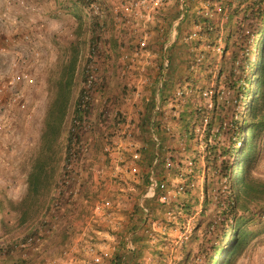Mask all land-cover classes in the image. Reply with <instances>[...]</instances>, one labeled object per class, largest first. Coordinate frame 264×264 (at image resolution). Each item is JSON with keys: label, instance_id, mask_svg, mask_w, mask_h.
Segmentation results:
<instances>
[{"label": "rangeland", "instance_id": "374dc122", "mask_svg": "<svg viewBox=\"0 0 264 264\" xmlns=\"http://www.w3.org/2000/svg\"><path fill=\"white\" fill-rule=\"evenodd\" d=\"M117 1L119 0H97L91 9L84 12V21L81 22L70 7L71 0H0V74L9 69L14 56L13 50L16 48L15 44L8 43L6 40L8 36L16 33L21 38L23 33L29 31L38 44L37 49L42 53L39 61L32 65V70L37 75V83L25 87L29 95L30 113L19 114L11 121H0V149H3L0 154V165L11 170L14 169L12 167H16L14 169L16 175L20 173L27 179L33 169L41 147L47 111L55 95L54 80L62 63L68 58L71 43L80 40L82 45L70 111L54 159L58 184L52 188L49 197L59 199H52L49 202L47 215L37 218L30 230L23 231L15 226L14 230L10 229L11 232L7 231L9 234L24 237L28 233L39 235L40 226L49 228L57 221L61 225L65 223L69 225L70 238L67 245L61 248L45 242L44 245L35 246L36 250L31 254L34 256L35 253V256L39 257L40 264L45 263L46 258H63L67 255L74 258L72 264H91L88 248L84 246L89 242L97 246L99 253L106 248L109 249V256L105 257L104 254L106 260L104 258L99 264H105L104 262L112 258L115 264L127 263L131 251L127 248L126 238L134 227H137V234L133 240L139 246L137 249L139 259L135 261L136 264H185V253L188 250L195 253L204 240L211 211L202 214L201 207L194 206L193 213L189 215L181 208V204L196 194L201 196L204 178L210 175V171L204 168L207 164L205 136L212 117L210 111L213 108L212 96L221 89L227 93V89L219 85L218 81L225 78L230 68V57L237 41L236 33H241L242 30L252 32L258 19L247 13L244 5L238 4L237 0H171L169 7L163 10L164 15H160L162 21L166 22L168 36L159 31L161 30L159 26L163 22L158 20L159 12L152 10L156 17L144 26V30L153 32V37L146 38L147 44L141 47L136 45L134 36L124 35L125 29L122 27L121 30L119 27L118 31L124 36L122 35L120 41L118 39L114 41L111 35L116 27L114 15L119 16L121 13L120 8L115 7L113 3ZM248 1L246 0L245 4ZM205 17L211 20L209 27L203 21ZM173 20H179L177 23L179 39L173 45L171 55H166L170 65L164 72L163 55L159 48L165 41H169L167 30L170 29ZM144 32L141 33L144 35ZM141 33L138 31L136 35L140 36ZM121 46L127 48V52L136 47L143 48L145 53L137 57L130 55L123 59ZM110 47L117 49L115 55L107 53ZM148 50L151 51L150 54L146 53ZM172 61L175 66L174 80L167 86V96L174 100L177 97V90H182L184 97H177L181 111L179 122H173L176 118L173 116L171 132L168 135L162 133L165 143L163 153L167 155L170 148L173 154L172 165L164 167L160 174V178L167 183V188L159 191L158 195L148 202L151 213L145 218L138 205L144 192V182L139 177L128 175V167L138 162L135 153L141 148L142 143L139 141L141 134H131L132 138H127V133L121 131L123 127L130 128L132 125L137 128L141 122L138 120L139 116L130 118L126 111L128 109L134 111L141 105V102L137 103L133 99L138 89L137 84L148 78L149 88L155 87L159 73L169 75ZM123 62L127 71L118 72L117 69ZM112 65L117 67L114 69ZM89 68L90 74L94 76L92 85L86 93L90 106L88 111L84 112L85 121L78 133L79 141L67 151V136L74 115L75 101L80 91L86 89L82 71L84 69L87 74L86 70ZM220 69L223 71L222 74ZM174 83L177 84V90ZM206 91L208 94H205ZM151 92L154 94V90ZM146 96L151 95L148 93L144 96L143 108L149 103L145 99ZM167 108L171 110V106ZM238 108L241 115L242 111H246L242 106ZM184 110L186 112L191 110L193 117L190 119L188 130L185 127V120L181 119ZM133 121L136 123L133 124ZM149 121L152 120H148L147 123L145 121L144 124L146 127L143 137L148 141L149 150L144 157L146 165L142 166L143 170L152 159L151 149L154 146ZM230 122L229 115L225 118L224 128L220 134L215 135L217 128H213L208 141L230 145L237 137H232L228 131ZM242 122L239 119V124ZM190 131L194 135L192 138ZM260 142L263 149L259 163L252 172L264 179V130ZM129 146L133 149H129ZM107 147L112 148L113 155H108ZM141 157L142 155H139V158ZM110 159H116L118 162L122 159L129 161L126 164L128 167L121 165L112 168L110 167L112 164H109ZM190 160L193 161L192 164ZM189 164L192 168L201 166L200 168L204 170L189 179L188 174L192 172ZM100 174L105 176L104 180L99 178ZM120 174H125L126 179H122ZM3 186L4 191L11 188L10 184ZM187 188L191 192L187 193L185 191ZM61 190L65 192L62 197ZM163 194L167 195L166 201L159 198ZM5 201L11 206L8 199ZM19 201L13 203L17 205ZM97 203L101 206L95 213ZM64 208L70 209L67 217L62 213ZM255 211L257 213L254 220L248 224V228L252 230V238L243 253L238 255L232 264H264V201L255 207ZM18 214L17 212L16 218ZM55 216L57 220L54 219ZM1 218L3 216L0 217V224ZM5 218L11 221L15 216L5 215ZM143 223L148 231L144 230ZM106 232L114 233V236L109 237ZM48 235L50 233L45 231L41 234L45 239ZM195 236L199 239H195ZM78 238L79 246L75 244ZM131 238L132 235L128 240ZM72 245L75 247L69 250ZM65 249L68 254L66 252L64 254ZM205 261V258H197L193 264H205Z\"/></svg>", "mask_w": 264, "mask_h": 264}, {"label": "trees", "instance_id": "16d2710c", "mask_svg": "<svg viewBox=\"0 0 264 264\" xmlns=\"http://www.w3.org/2000/svg\"><path fill=\"white\" fill-rule=\"evenodd\" d=\"M96 1L71 0L70 7L83 22L84 12L91 9ZM237 1L258 21L252 32L242 30L241 33H236L237 41L230 57V68L225 78L218 81L219 85L227 89V93L221 89L212 96V117L205 136L207 164L204 168L210 171V175L204 178L201 196L196 194L181 204V208L189 215L193 213L194 206H200L202 214L208 211L211 214L204 240L195 253L192 250L185 253V264H193L197 258H205V264H232L248 246L252 238V230L248 228V224L255 218V207L264 201V179L252 172L259 163L263 149L260 140L264 130V0H249L246 4V0ZM203 21L206 26H210L211 20L208 17ZM81 46L80 40L71 43L68 58L62 63L54 80L55 95L45 118L39 154L27 176L26 194L17 205L11 202V208L19 213L18 229L31 228L37 218L47 215L49 202L59 199L49 197L52 188L58 184L54 159L70 111ZM86 71L87 74L84 69L82 71L85 81L91 73L90 68ZM222 73L220 69V74ZM89 106L88 95L85 90H81L75 101L74 115L68 130L67 151L79 141L78 133L83 128L84 112L88 111ZM239 106L246 109L242 111V115L239 114ZM229 115L231 122L228 131L232 137L237 136L235 140L227 146L208 141L213 128H217L215 135L220 134L225 118ZM181 119L185 120L188 130L190 119H193L191 110H184ZM239 119L243 121L242 124H239ZM190 133L192 138L194 135L191 131ZM159 140L161 145L164 144L162 136ZM163 151L161 170L165 167L167 157L173 160L172 149L169 148L167 155ZM190 161L192 164L193 161ZM191 164L189 179L204 170L201 166L192 168ZM185 191L191 192L189 188ZM60 193L61 197L65 195L63 190ZM196 238L199 239L198 236ZM137 252H133V258H138Z\"/></svg>", "mask_w": 264, "mask_h": 264}, {"label": "crops", "instance_id": "0c3cea01", "mask_svg": "<svg viewBox=\"0 0 264 264\" xmlns=\"http://www.w3.org/2000/svg\"><path fill=\"white\" fill-rule=\"evenodd\" d=\"M131 1H133V0H119L117 2H113L115 4V7L120 8V10H121V13L119 16L117 14L114 15V20H116L114 22V25H116V27H114L115 30L111 34L114 37L113 38L114 41L116 39H118L120 41L121 38L125 34L126 35L129 34V36L131 35V37L132 36L135 37L136 45H139L138 42L143 37H145L147 39H150L151 37H153V32H151V31L148 32V31L144 30V26H146L147 23L149 24L156 17L155 12L154 11L152 12V10L159 12L158 20L161 23L163 22V24L161 26H159L161 28V30H159V31L166 34V26H165L166 22L164 20L162 21L161 16L164 15L163 10L165 11L166 8L169 7L171 0H168V1L166 0L163 4H161L159 6H150V5L148 6V4L147 5H140L136 8H132L130 11H126L124 9V6L128 5ZM177 23H179V20L178 21L173 20L171 22V25H170L171 27H170V29L167 30V33H169V41H165L164 42L165 44H163V46L161 48H159V50L161 51V53L163 55V57H162L163 62L162 63H164V60H165V57H167L166 56L167 54L171 55L173 45H175L176 40L179 39V29H177ZM121 27L125 29L124 35L120 31H118V28L120 30L122 29ZM138 31L140 33L145 31L144 35H143V33H141L140 36H137L136 33ZM166 35L168 36V34H166ZM161 36H162V38H164L163 34H161ZM116 50L117 49L110 47V48H108L107 53L115 55ZM121 50H122L121 58H123V59H125L126 57H129L130 55L133 57H137L140 54L143 55L145 53L143 48H137V47L134 48V50L127 52L128 51L127 48H124V46H121ZM150 52L151 51L148 50V52H146V53L150 54ZM133 60H134V58H133ZM123 64H124V62H123ZM123 64L120 68L117 69L118 72L120 70L122 71V73L127 71L126 68H124L125 64L124 65ZM112 66H113L112 68H114V69L117 67V65L116 66L112 65ZM130 66L134 67L132 65H130ZM174 70H175V66H174L173 61H172L170 72H168L169 75H165L166 73H163V74L159 73V75L156 78L155 84H154L155 87H153V88H149L148 85L150 84V82H149L148 78L142 79L141 82L137 84L138 89L135 93L136 95L133 96L134 101L135 102L137 101V103L141 102V105L136 107L134 111L130 110L128 108H127L128 110H126L127 113H129L128 116L130 118L139 116L138 120L141 121L140 124H138L137 128H135V126L132 125L130 128H128V126H127V128L125 129V130L129 131L131 134H138V133L141 134V139L139 140L142 143L140 146L141 148H140V150L139 149L136 150V153H138V157H137L138 162L136 160L137 163L128 167V165H126V164H128L129 161H125L123 159L120 162H118V160H116V159H110L109 160L110 161L109 164L110 165L112 164L110 167H112V168H114L115 166L120 167L121 165H123V167L127 166L129 169V172H128L129 176L133 175V176L139 177L144 182V192L141 194L139 204H138L140 210H142L140 204H141L143 199H144V203L146 204V206H148V204H149L148 202L152 198H154V197H150V196L147 197V193H146L148 186H149V183H150L151 161L149 160V162H148L149 165L147 164L148 166L146 167L145 170H143L144 168L142 169V166L145 167V165H146V160L144 157H145V155L148 154V150H149L148 149V147H149L148 141L144 140V137H143V135L145 134L144 128L146 127L144 125L145 121L147 123L148 120H152V121H149V122H151L150 127L152 125L155 126V131L159 137L162 136V133H165L168 135L171 132L170 130L172 129L173 122H175V123L179 122V115L181 112L180 108H179L180 107V101L177 97H175V99L173 100L172 97L167 96V94H168L167 86H169L170 82L173 83L172 81L174 80V75H173ZM162 71H163V69H162ZM176 86H177V84L174 83V87L177 90ZM175 89H173V91ZM152 90H154V94H151ZM148 93H150L151 96H146V98H145L146 101H149V103H147V105L145 107L146 108V111H145V108H143V102H144V96L148 95ZM168 106H171V110L169 108H167ZM173 107H176V108L173 109ZM170 111H171V114H170ZM132 112H134V113H132ZM173 116L176 118H175V121L172 122L171 120H173L172 119ZM142 119H144V121ZM135 120H137V118ZM135 123L136 122L133 121V124H135ZM128 125H130V124H128ZM121 132H124V127L122 128ZM127 138H132V137L127 135ZM129 143L133 144L134 142H129ZM163 147H165V143L161 145V148H160L161 152L164 150V149H162ZM118 149H120V148L118 147ZM126 149H128V148H126ZM129 149H133V147L129 146ZM153 151L155 152L154 146L151 149V152H152L151 157L153 155ZM2 152H3V149H0V154ZM108 155L109 156L113 155L112 154V148L109 149ZM132 155L134 156V153ZM139 155H142V157L139 158ZM161 167H162V164H161ZM161 167L159 166L157 168L159 177H161V175H160L162 172ZM12 168L16 169V167H12ZM14 169L13 170H11V168L7 169L4 166L0 165V217L3 216V218H1L2 220H1V224H0V246L3 248L2 252L0 253V264H40V263H38L39 257L37 255L35 256V253L33 254L34 256H32V254H31L32 251L36 250L35 246L44 245L45 242H48V243L50 242V246L54 245L56 247H61V248L63 247V245L64 246L67 245V243H69V238H70V236L68 235L70 233L69 232V225H67L66 223L61 225L57 221V222H54L49 228L40 226L38 229V233L42 234V232L45 231V232H49L50 235L47 236V239H45L43 237L39 243H35L31 246H21V242L24 240L23 238L25 236L20 237V235H17V234H11V233L9 234V232H11L10 229L14 230L15 226H18L16 224L17 211L13 210L10 205H7L5 200L8 199L9 202H17L25 196L26 190H27V179H26V177H22V174L20 175V173H18L16 175V171ZM102 174H100L99 178L104 180L105 176ZM114 175H116V174H114ZM120 177L124 180L126 179L125 174H120ZM97 179H98V177H97ZM96 182H98V181H96ZM3 184H10L11 188L6 189L4 191ZM100 206H101L100 203L96 204L95 210H94L95 213L97 211H99ZM64 210H62V213H64L63 215L65 217H67L70 214V209L64 208ZM5 215H7V216L12 215L13 217L15 216V218H12V220L9 221V219L5 218ZM54 219L57 220V216H55ZM31 228L26 229V231L30 230ZM34 229H36V228H34ZM7 231H9V232H7ZM23 231H24V229H23ZM106 233L109 235V237L114 236V233H111V232H106ZM136 234H137V227H134V229L129 233V235L126 238L127 239L126 245H127V248L131 251V255H129V260L127 261V263L123 262L122 264H136L135 261H138L136 259L137 257L133 258V252L136 251L139 247V246H137L138 244H135L134 240H133V238L135 237ZM131 235H132V238L128 240V238ZM52 237H54V239H52ZM48 238H50V240ZM79 240H80V238H78L77 241H75V244ZM77 245L79 246L78 243H77ZM77 245H76V247H77ZM104 245H106V243ZM84 246H86L88 248L87 253L90 255L91 264H99L101 261H104L103 259L106 256H109V249L108 248L103 250L102 253H99L98 248L94 243L89 242V244H86ZM74 247L75 246L72 245L69 250L73 249ZM102 247H105V246H102ZM65 252H66V254H68V251L66 249L64 250V254H65ZM104 254H105V257L103 256ZM107 259H109V258H107ZM146 259H147V262L150 263L148 261L147 257H146ZM46 260L47 261H45V263H43V264H72L74 262V258L70 257L68 255L64 256L63 258H55V257L51 258V259L46 258ZM105 260H106V258H105ZM107 261L108 262H104V263L105 264H115L113 262L114 261L113 258L111 260H107Z\"/></svg>", "mask_w": 264, "mask_h": 264}, {"label": "built area", "instance_id": "2783aa9c", "mask_svg": "<svg viewBox=\"0 0 264 264\" xmlns=\"http://www.w3.org/2000/svg\"><path fill=\"white\" fill-rule=\"evenodd\" d=\"M166 0H133L128 5L124 6L126 11H130L132 8H136L140 5L148 6H159L163 4ZM8 43L15 44L13 59L9 69L0 74V121H11L15 119L19 114H27L30 110L29 108V95L25 90V87L30 85H35L37 83V75L32 70V65L35 61H39L41 56V51L37 49V43L33 38V34L29 31L22 34L19 38L16 33L12 36H8ZM139 46L144 47L147 44L146 38L143 37L139 42ZM219 48V47H218ZM170 65V60L165 57L164 60V72L167 71ZM91 75V74H90ZM94 76L91 75L88 77V80L85 84V94L90 89ZM212 92V90H209ZM208 94V91L205 92ZM177 97H184V92L182 90H177ZM30 113V112H29ZM1 127V125H0ZM126 129V128H125ZM124 129V133L131 135V133ZM152 132V139L154 141L155 152L151 159V172H150V183L147 189V197H156L159 191H164L167 188V183L158 176L157 168L162 163L161 155V142L159 136L155 131V126L150 127ZM110 149L109 147L106 150ZM138 157V153L135 155ZM191 163V161H190ZM172 165V162L169 157H167L165 162V167ZM159 198L163 201L167 200V195H160ZM141 209L144 213L145 218L150 216V208L142 200ZM143 227H145L143 223ZM145 231L148 229L145 227ZM21 242V246H31L35 243H39L42 240L41 233L28 234ZM2 247L0 246V253L2 252Z\"/></svg>", "mask_w": 264, "mask_h": 264}]
</instances>
